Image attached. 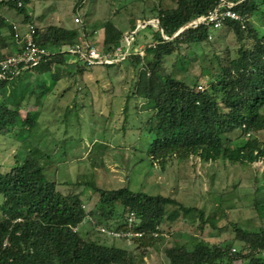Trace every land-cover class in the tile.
<instances>
[{"label": "trees", "instance_id": "16d2710c", "mask_svg": "<svg viewBox=\"0 0 264 264\" xmlns=\"http://www.w3.org/2000/svg\"><path fill=\"white\" fill-rule=\"evenodd\" d=\"M18 1L21 2L20 7L8 3L6 9L22 14L23 22H30L31 17L25 11L30 0ZM217 2L175 0V6L170 9L156 6L153 17H145L144 20L156 19L157 28L147 25L134 35L139 36L138 40H134V46L154 43L145 49L144 58L131 53L126 60H130L133 67L143 65V61L147 60L138 75L135 94L150 103L152 114L147 121V131L151 142L146 154L161 170L170 159L183 163L191 157L204 163L221 160L231 165H252L259 161L264 164L263 143L257 136L251 137L252 133L264 131V32L250 22V18L257 14L264 24V0H242L233 8L243 16L244 26L241 27L238 21H225L222 27L231 30L238 42L236 57L223 63L215 55L217 65L200 76L193 86L176 79L162 67L165 57L173 54L180 57L183 55L182 48L209 42L216 30L206 25L188 28L172 36L190 20L205 15ZM130 24L133 31L136 23L131 20ZM12 25L0 14V30H8L7 36L2 37L0 33V58L13 52L10 48L11 44L14 45ZM30 28L34 31L33 41L48 49L50 54L23 74L30 71L42 74L50 72L54 66L67 63L68 53L60 49L78 42V29L54 25ZM160 30L163 36L171 39L164 40ZM123 36L120 28L110 20L106 21L103 24L105 52H111L118 46ZM77 67L78 71L85 68ZM18 77L20 75L0 80V92ZM198 86L203 87L202 90ZM9 104L7 98L0 99V136L17 125L29 129L35 126L34 115L27 113L24 117L20 116L18 109L21 102L12 107ZM236 132L239 133L237 138H244L243 143L230 148L223 139ZM39 154L38 149L30 150L20 164L0 173V264H135V255L131 250L100 244L79 232L87 214L91 215V224L96 227L104 225L116 231L133 233L117 239H130L136 249H142L143 258L147 249L160 240V226L165 221L178 220L192 209L173 198L132 192L128 187L110 190L94 187L90 198L96 196L95 205L85 211L82 208L85 206L84 197L80 193L61 194L56 189V183L47 179ZM259 206L261 208L263 204ZM193 210L199 215V229L206 222L214 227V219L205 221L202 210ZM130 214L134 215L135 227L123 228ZM112 220L114 222L110 223ZM85 224L90 223L85 220ZM233 229V241L241 247L234 254L230 252L231 244L198 239L191 251L184 246L167 248L164 252L167 264H230L233 260L264 264V226L253 232L235 225ZM135 233L142 236L135 237Z\"/></svg>", "mask_w": 264, "mask_h": 264}, {"label": "rangeland", "instance_id": "374dc122", "mask_svg": "<svg viewBox=\"0 0 264 264\" xmlns=\"http://www.w3.org/2000/svg\"><path fill=\"white\" fill-rule=\"evenodd\" d=\"M175 4V0H30L25 6L30 22H23V15L14 10L6 9L3 14L20 33L26 32L30 23L35 28L54 25L78 29L81 42L93 43L101 52L106 21L120 28L124 37L130 36L131 20L137 23L153 17L156 6L170 9ZM74 18L80 22L75 24ZM250 22L264 32L259 15L251 17ZM7 31L2 28L1 36H7ZM138 38L133 36L134 40ZM238 46L233 32L222 27L211 34L209 42L182 48L180 57L175 54L165 57L162 67L176 79L193 86L200 76L217 65L215 55L224 63L236 57ZM66 60V64L54 66L50 72L21 74L0 92V99L7 98L11 107L21 102L18 109L21 117L28 113L36 118L32 129L17 125L0 136V173L20 164L28 151L38 149L47 179L56 183L61 194L80 193L86 211L95 205L96 196L90 198L94 187L105 190L128 187L132 192L170 197L192 208L178 220L165 221L160 226V240L147 249L143 258L142 249H136L130 239L100 234L97 227L104 225L96 227L89 222L80 227L79 232L91 240L131 250L135 264H167L164 253L167 248L184 246L191 251L198 239L231 244L230 252L234 254L241 247L233 241V225L250 232L264 226L261 161L231 165L221 160L204 163L191 157L183 163L170 159L163 170L151 162L146 151L151 142L147 121L152 110L146 98L135 94L138 75L147 60L138 67H133L130 60L112 66H86L69 53ZM77 65L85 68L78 71ZM238 134L228 136V140L224 137L228 147L243 143L244 138H237ZM256 136L264 147V131L251 134ZM194 208L203 211L205 221L214 219V227L206 222L199 229V215ZM131 226L135 224L130 222L123 228ZM230 264L245 263L233 260Z\"/></svg>", "mask_w": 264, "mask_h": 264}, {"label": "built area", "instance_id": "2783aa9c", "mask_svg": "<svg viewBox=\"0 0 264 264\" xmlns=\"http://www.w3.org/2000/svg\"><path fill=\"white\" fill-rule=\"evenodd\" d=\"M242 0L231 1V0H218L215 7L208 11L205 15L198 16L187 22L181 28L178 29L172 37L179 35L182 31L188 28H195L200 25H206L212 27L214 30H217L222 27L225 21H238L241 24V27L244 26L243 16L233 10L235 6L240 4ZM8 3H15L18 7L21 6V2L18 0H0V6L6 9ZM73 22L75 24L79 23L78 18H74ZM147 25H150L154 28H157L158 22L156 19L149 20H137L136 27L133 31L130 32V36H123L121 43L116 46L111 52H105L103 49L101 52L97 51L93 43H88L87 41L81 42L82 39L79 37V42L72 46H63L60 51L67 52L73 56L81 59L88 66L96 65H111L118 62L125 61L131 53H136L141 58H144L146 55L145 49L153 46V42L148 43H139L132 48L133 36L136 35L137 31L145 28ZM13 32V52L3 58H0V80L10 79L17 77L23 74L26 70L37 66L45 57L50 54V51L40 45L36 44L33 41V29L28 28L26 32H18L17 26L12 25ZM160 34L163 36L162 31ZM131 38V40H130ZM164 40H170L171 38L163 36ZM140 46V48H139ZM132 48V49H131ZM144 56V57H143ZM199 90H202L201 86H198ZM85 209V206H82ZM86 211V210H85ZM86 222L89 221L93 223L92 218L88 216L85 218ZM85 220L83 224H85ZM134 215L130 214L127 218V224L130 225V222L133 223ZM82 224V225H83ZM76 230V229H75ZM100 234H105L109 237H129L133 233L130 231H116L111 228H106L104 226L97 227ZM134 236L141 237V233H135Z\"/></svg>", "mask_w": 264, "mask_h": 264}, {"label": "crops", "instance_id": "0c3cea01", "mask_svg": "<svg viewBox=\"0 0 264 264\" xmlns=\"http://www.w3.org/2000/svg\"><path fill=\"white\" fill-rule=\"evenodd\" d=\"M3 11H7V10L4 9V8H1V9H0V14H2V15L4 16V18H5L6 21H9L8 24H10V23L14 24L13 22H11V19H9L8 16H7L6 14H3ZM30 21H31V19H30ZM30 26H33V25H31V23H30ZM33 27H34V26H33ZM13 47H14V45L11 44V46H10L11 50H13ZM25 74H27V73H25Z\"/></svg>", "mask_w": 264, "mask_h": 264}]
</instances>
